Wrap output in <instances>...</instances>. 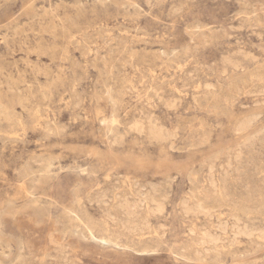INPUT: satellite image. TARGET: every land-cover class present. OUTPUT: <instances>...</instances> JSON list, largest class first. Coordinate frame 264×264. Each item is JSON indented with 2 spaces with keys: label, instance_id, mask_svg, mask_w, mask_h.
<instances>
[{
  "label": "rangeland",
  "instance_id": "obj_1",
  "mask_svg": "<svg viewBox=\"0 0 264 264\" xmlns=\"http://www.w3.org/2000/svg\"><path fill=\"white\" fill-rule=\"evenodd\" d=\"M262 92L264 0H0V264H264Z\"/></svg>",
  "mask_w": 264,
  "mask_h": 264
},
{
  "label": "bare ground",
  "instance_id": "obj_2",
  "mask_svg": "<svg viewBox=\"0 0 264 264\" xmlns=\"http://www.w3.org/2000/svg\"><path fill=\"white\" fill-rule=\"evenodd\" d=\"M196 26H197V25H196ZM95 49H96V48H95ZM242 50H243V49H242ZM238 51H239V50H238ZM95 52H96V51H95ZM236 52H237V51H236ZM232 53H233V52H232ZM250 55H251V54H250ZM244 58H245V57H244ZM251 58H252V57H251ZM253 59H254V58H253ZM253 59H252V60H253ZM255 59H256V58H255ZM220 61H221V60H220ZM127 62H128V61H127ZM225 62H226V61H225ZM238 62H239V61H238ZM223 63H224V62H223ZM223 63H222V64H223ZM236 63H237V61H236ZM261 64H263V62H262ZM121 66H122V65H121ZM116 71H117V70H116ZM133 72H134V71H133ZM190 74H191V73H190ZM153 75H154V74H153ZM256 78H257V77H256ZM256 78H255V79H256ZM206 83H207V82H206ZM155 85H156V84H155ZM205 85H206V84H205ZM209 85H210V84H209ZM156 86H157V85H156ZM164 86H165V85H164ZM251 86H252V85H251ZM127 87H128V86H127ZM127 87H126V88H127ZM160 87H161V86H160ZM255 87H256V85H255ZM153 88H154V87H153ZM206 88H208V87H206ZM206 88H205V89H206ZM213 88H214V87H213ZM159 89H160V88H159ZM182 89H183V88H182ZM154 90H155V89H154ZM93 91H94V90H93ZM151 91H152V90H151ZM156 91H157V90H156ZM158 91H159V90H158ZM262 93H264V92H262ZM198 94H199V93H198ZM93 96H94V95H93ZM192 96H193V95H192ZM211 96H212V95H211ZM212 97H213V96H212ZM160 98H161V97H160ZM171 98H172V97H171ZM180 99H181V98H180ZM168 101H169V100H168ZM172 101H173V100H172ZM195 101H196V99H195ZM232 102H233V101H232ZM78 103H79V102H78ZM168 103H169V102H168ZM179 103H180V102H179ZM256 103H257V102H256ZM114 105H115V104H114ZM179 105H180V104H179ZM164 106H165V105H164ZM176 108H177V107H176ZM141 112H142V111H141ZM144 113H145V112H144ZM145 114H146V113H145ZM6 115H8V114H6ZM143 115H144V114H143ZM145 116H147V115H145ZM108 117H109V116H108ZM147 117H148V116H147ZM152 117L155 118L154 116H152ZM248 117H249V116H248ZM257 117H258V116H257ZM137 118H138V117H137ZM150 118H151V117H150ZM249 118H250V117H249ZM249 118H248V120H249ZM140 119H141V118H140ZM142 119H144V118H142ZM252 119H253V118H252ZM117 120H118V119H117ZM134 120H136V119H134ZM149 120H150V119H149ZM246 120H247V119H246ZM250 120H251V119H250ZM154 121H155V120H154ZM154 121H153V122H154ZM156 121H157V119H156ZM19 122H20V121H19ZM137 122H138V121H137ZM158 122H159V120H158ZM243 122H247V124L250 123L249 121H243ZM147 123H148V122H147ZM130 124H131V125H130L129 127H132L133 123H130ZM135 124H136V122H135ZM139 124H140V122H139ZM139 124H138V125H139ZM151 124H153V123H151ZM247 124H245V125H247ZM250 124H251V123H250ZM141 125H142V123H141ZM149 125H150V124H149ZM151 126H152V125H151ZM162 126H164V125H162ZM162 126L160 125V127H162ZM236 126H237V125H236ZM241 126H244V125H241ZM55 127H56V126H55ZM134 127H135V125H134ZM142 127H143V126H142ZM147 127H148V126H147ZM154 127H156V126H154ZM244 127L246 128V126H244ZM140 128H141V127H140ZM156 128H157V127H156ZM164 128H165V126H164ZM239 128H240V126L238 127V129H239ZM131 129H132V128H131ZM137 129H138V128H137ZM148 129H149V128H148ZM153 129H155V128L152 127V130H153ZM158 129H159V127H158ZM158 129H157V130H158ZM138 130H140V129H138ZM138 130H137V132H138ZM159 130H160V129H159ZM161 130H162V129H161ZM260 130H261V129H260ZM134 131H135V130H134ZM142 131H143V130H142ZM237 131H238V130H237ZM258 131H259V130H258ZM154 132H155V130H154ZM166 132H167V131H166ZM259 132H260V131H259ZM261 132H262V131H261ZM142 133H143V132H142ZM147 133H148V132H147ZM151 133H152V132H151ZM155 133H156V132H155ZM155 133H154V134H155ZM157 133H158V132H157ZM161 133H162V132H161ZM161 133H160V134H161ZM167 134H168V133H167ZM253 134H254V133H253ZM156 135H158V134H156ZM148 136H149V135H148ZM152 136H153V134H152ZM159 136H160V135H159ZM171 136H172V135H171ZM153 137H155V136H153ZM163 137H164V135H163ZM163 137H162V134H161V138H160V139L162 140ZM167 138H168V135H167ZM167 138H166V139H167ZM201 138H202V137H201ZM254 138H255V137H254ZM154 140H155V139H154ZM161 140H160V141H161ZM164 141H165V140H164ZM244 142H245V141H244ZM226 150H227V149H226ZM237 157H238V156H237ZM229 159H230V158H229ZM227 165H228V163H227ZM228 167H229V165H228ZM220 168H221V167H220ZM49 169H50V168H49ZM235 171H236V170H235ZM225 172H226V171H225ZM216 177H217V176H216ZM213 182H214V181H213ZM35 183H36V182H35ZM165 183H167V182H165ZM153 185H154V184H153ZM157 185H158V184H157ZM158 186H159V185H158ZM154 190H155V188H154ZM146 191H147V193H148V190H146ZM155 192H156V191H155ZM155 192H154V193H155ZM141 193H142V192H141ZM145 193H146V192H145ZM147 193H146V194H147ZM141 195H143V194H141ZM151 195H152V194H151ZM192 195H193V194H192ZM116 196H117V195H116ZM143 196H144V195H143ZM105 197H106V196H105ZM144 197H145V196H144ZM162 197H163V196H162ZM192 197L194 198V196H192ZM124 198H125V197H124ZM145 198H146V197H145ZM164 198H165V197H164ZM164 198H163V199H164ZM108 199H110V198H108ZM189 199H190V198H189ZM137 200H138V199H137ZM139 200H140V199H139ZM139 200H138V201H139ZM144 200H145V199H144ZM147 200H148V199H147ZM152 200H154L153 197H152ZM100 201H101V199H100ZM102 201H104V200H102ZM125 201H126V198H125ZM149 201H150V200H149ZM159 201H160V200H159ZM159 201H156V202L158 203ZM192 201H193V200H192ZM105 202H106V201H105ZM132 202H133V201H132ZM142 202H143V199H142ZM142 202H141V203H142ZM150 202H151V201H150ZM152 202H153V201H152ZM160 202H163V200L160 201ZM196 202H197V201H196ZM199 202H200V201H199ZM199 202H198V203H199ZM102 203H103V202H102ZM118 203H119V202H118ZM139 203H140V202H139ZM145 203H146V202H145ZM154 203H155V202H154ZM157 203H156L154 206L158 207L157 205H158L159 203H158V204H157ZM185 203H187V202H185ZM198 203H197V204H198ZM103 204H104V203H103ZM125 204H126V203L124 202V205H125ZM190 204H192V203H190ZM77 205H78V204H77ZM119 205H121V204H119ZM124 205H121V206H124ZM126 205L128 206V203H127ZM140 205H141V204H140ZM164 205H165V204H164ZM164 205H161V206H163L162 208H164ZM186 205H187V204H186ZM195 205H196V204H195ZM137 206H138V204H137ZM154 206H153V208H154ZM161 206H160V207H161ZM193 206H194V205H193ZM193 206H192V207H193ZM196 206H197V205H196ZM199 206H200V205H199ZM130 207H132V206L130 205ZM146 207H147V206H146ZM122 208H123V207H122ZM149 208H150V207H149ZM195 208H196V207H195ZM201 208H202V207H201ZM125 209H127V211H128V208H125ZM146 209H147V208H146ZM191 209H192V208H191ZM202 209H203V208H202ZM205 209L207 210V208H205ZM134 210H136V208H134ZM149 210L151 211V209H149ZM162 210H163V209H162ZM192 210H194V209H192ZM195 210H197V209H195ZM206 210H205V211H206ZM209 210H210V209H209ZM209 210L207 211V213L209 212ZM153 211H155V210H153ZM153 211H152V212H153ZM158 211H159V210H158ZM197 211H198V210H197ZM201 211H202V210H201ZM125 212H126V210H125ZM156 212H157V211H156ZM160 212H161V210L159 211V213H160ZM189 212H190V211H189ZM202 212H203V211H202ZM126 213H127V212H126ZM130 213H131V212H130ZM191 213H192V212H191ZM127 214H128V213H127ZM209 214H210V213H208V215H209ZM108 215H109V214H108ZM111 215H112V214H111ZM206 215H207V214H206ZM211 216H212V214H211ZM112 219H113V218H112ZM235 219H237V218H235ZM125 220H126V219H125ZM219 221H220V220H219ZM263 221H264V220H263ZM126 222H127V221H126ZM147 223H148V222H147ZM217 225H218V224H217ZM231 225H232V224H231ZM233 225H236V224H233ZM243 225H244V224H243ZM122 226H123V225H122ZM237 226H239V225H237ZM216 227H217V226H216ZM235 227H236V226H235ZM148 228H149V227H148ZM224 229H225V228H224ZM246 229H247V228H246ZM248 229H249V228H248ZM235 230H236V229H235ZM238 230H239V229H237V232H238ZM241 230H243V229H241ZM193 231H194V230H193ZM246 231H247V230H246ZM256 231H257V230H256ZM237 232H236V233H237ZM247 232L250 233V231H247ZM253 232H254V230H253ZM233 233H234V232H233ZM236 233H234V234H236ZM239 233H241V231H239ZM249 233H248L247 235H249ZM207 234H208V233H207ZM207 234H206V235H207ZM241 234L244 235V233H241ZM251 234H252V233H251ZM251 234H250V235H251ZM208 235H211V233H209ZM208 235H207V236H208ZM236 235H238V233H237ZM261 235H262V234H261ZM207 236H206V238H208ZM213 236H214V235H213ZM251 236H252V235H251ZM202 237H203V236H202ZM204 237H205V236H204ZM209 237L211 238V236H209ZM214 237H215V236H214ZM221 237H222V236H221ZM233 237H234V236H233ZM210 238H209V240H210ZM234 238H235V237H234ZM211 239H213V237H212ZM210 241H211V240H210ZM217 241H218V240H217ZM217 241L215 240V242H217ZM203 242H204V241H203ZM207 242H208V241H207ZM213 242H214V240H213ZM215 242H214V243H215ZM211 243H212V242H211ZM201 244H202V243H201ZM213 245H214V244H213ZM195 249H196V248H195ZM205 249H207V248L205 247ZM209 249H210V248H209ZM205 251H206V250H205ZM207 251H208V250H207ZM213 251H214V250H213ZM217 252H218V251H217ZM199 253H200V252H199ZM16 257H17V256H16ZM215 260H216V259H215ZM10 263H11V262H10Z\"/></svg>",
  "mask_w": 264,
  "mask_h": 264
}]
</instances>
